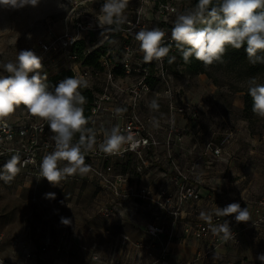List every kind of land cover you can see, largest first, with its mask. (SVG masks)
I'll return each instance as SVG.
<instances>
[{
  "label": "built area",
  "instance_id": "built-area-1",
  "mask_svg": "<svg viewBox=\"0 0 264 264\" xmlns=\"http://www.w3.org/2000/svg\"><path fill=\"white\" fill-rule=\"evenodd\" d=\"M131 2H138L140 9H144L135 16L136 23H143L144 27L150 21L151 12L157 10L154 28L165 31L164 44H171L169 54H175L177 50L171 40L173 24L163 16L164 11L171 15L175 8L170 9L166 0H128ZM97 23L95 18L92 28L91 24L80 22L74 32L42 41L38 55L43 65L40 72L54 70L55 76L65 72L83 77L88 86L80 89L82 95L92 94L88 123L73 138V143L79 142L81 136L86 144L93 140V148L84 150L85 163L90 169L86 174L77 173L63 180L87 183L94 188L93 206L104 221L103 234L112 238L114 244L106 260L96 244L90 260L84 264H261L257 256L264 253V156L260 158L262 172L230 182L234 188L244 185L238 194L213 186L218 183L207 187L209 178L198 171L201 159L181 167L175 152L179 134L183 130L200 132L201 127L195 122L201 108L186 104L176 110L190 113L194 124L187 128L164 125L160 110L164 97L159 89L163 81H167L166 57L145 63L142 51L135 49L131 41L117 54L119 51L111 48L116 35L130 36L131 31L121 27L123 22L105 25L102 29ZM98 33L103 34L101 45L91 41ZM96 51L100 53L99 68L84 65V59ZM133 75H138L139 79L131 81ZM166 95L172 98L171 93ZM153 101L157 108L150 107ZM86 105L87 102L83 105L84 111ZM117 109L122 111L117 113ZM113 127H118L125 137L133 134L134 141H139L138 147L133 151L126 143L119 153L102 151L105 132ZM52 135L47 122L30 113L16 123L0 121V170L12 156H18L20 171L15 176L44 180L39 176L40 163L44 155L54 150ZM236 141L239 142V138ZM263 142L264 137L261 144ZM198 145V142L192 143L193 148ZM206 147L223 164L240 159V155L229 150V145L222 148L209 142ZM252 151L254 153V149ZM65 163L60 161L58 166L63 167ZM207 165L210 169L211 163ZM234 202L248 209V222L237 223L234 215L215 214L217 207ZM138 219L142 221L141 226L137 224ZM225 220L231 228L227 239L223 233L214 231ZM126 223L140 229L144 237L134 239L124 232L115 236L117 228ZM2 240L0 236V243ZM69 241L64 233L58 244L51 235H46L39 250H34L29 239L23 237L14 238L13 244L26 260L45 261L53 250L57 258L51 264H67L60 261V256H69ZM192 245L196 246V251L191 258L184 259L176 253L179 246ZM0 264L10 263L0 259Z\"/></svg>",
  "mask_w": 264,
  "mask_h": 264
},
{
  "label": "rangeland",
  "instance_id": "rangeland-1",
  "mask_svg": "<svg viewBox=\"0 0 264 264\" xmlns=\"http://www.w3.org/2000/svg\"><path fill=\"white\" fill-rule=\"evenodd\" d=\"M103 2L104 0H40L36 7H0V65L16 62L20 50H32L38 56L42 41L52 36L74 32L80 22L91 24L93 28ZM166 2L170 9L175 8V12H170L171 15L166 11L163 15L172 24L177 15L195 6L192 0ZM140 8L138 2L127 4L123 13L126 19L121 27L130 30L131 34L116 35L111 44L112 50L118 52L127 41H131L135 49L141 51L135 34L141 29L154 28L158 12H151L152 15L148 17L150 21L144 27L143 23L137 24L135 21L136 12ZM102 36V33H98L91 41L101 45L104 41ZM119 53L120 51L117 54ZM173 56L175 60L170 63L169 59ZM166 60L167 81H163L159 89L164 97L160 106L163 124L187 128L194 124L190 113L182 114L176 110L184 108L186 104L201 108L195 122L201 127L200 132L183 130L179 134L180 142L175 152L180 166L185 168L193 160L201 159L198 165L199 173L206 179L218 178L224 165L217 155L207 149L209 142L222 148L229 145V150L237 155L247 159L253 157L260 161L264 156V142L261 144L264 137V118L244 111V91L249 89L251 79L240 78L224 69L216 68L210 70L211 78L206 75L191 76L174 54H169ZM40 74L42 77L46 76L47 81L55 76V71L49 70ZM0 75L9 73L0 67ZM138 79V75L131 76L133 82ZM167 92L172 94V98L166 97ZM27 114L26 107L20 105L6 120L16 123ZM237 138L239 142L236 141ZM253 141L258 144V149L251 153ZM194 142L199 143L197 148H193ZM207 162L211 163L210 169L207 168ZM251 171L262 172L260 162L252 167ZM47 193H55V198H46ZM93 199L94 188L91 185L73 180H62L58 186L50 184L46 179L33 180L18 175L7 182L0 180V236H3L0 243V259L10 264H51L57 258L51 255L53 250H50L45 261L26 260L14 249V238H27L33 249L39 250L46 235H51L58 244L64 233L71 241L68 242L70 254L68 257L60 256L61 262L84 264L90 260L96 244L101 247L98 249L100 255L105 257L111 243L109 237L103 234L104 221L97 214ZM61 218H68L70 224L64 225ZM137 221V224L142 222L141 219ZM123 231L134 238L140 237L141 233H136L137 230L130 223H126L122 228H117L115 236Z\"/></svg>",
  "mask_w": 264,
  "mask_h": 264
},
{
  "label": "clouds",
  "instance_id": "clouds-1",
  "mask_svg": "<svg viewBox=\"0 0 264 264\" xmlns=\"http://www.w3.org/2000/svg\"><path fill=\"white\" fill-rule=\"evenodd\" d=\"M39 3L40 0H0V7L22 9L26 6L36 7ZM127 4L128 0H104L96 17L97 25L102 29L105 25L122 23L126 19L123 13ZM165 36V31L158 27L141 29L135 34L145 63L162 61L169 55L172 45L164 44ZM171 40L185 62L194 58L207 67L221 62L229 47L239 50L246 45L244 50L249 62L264 64V0H197L193 9L176 16L171 28ZM174 60L173 56L169 62ZM0 67L9 73L0 75V121L23 105L31 116L46 121L53 134L51 139L55 147L41 160L40 178L58 186L67 176L86 174L90 166L85 163L84 150L93 148V140L86 144L81 136L79 142L73 143V138L88 123L83 108L87 100L80 91L88 86L87 81L73 75L50 89L44 82L46 76L40 74L43 67L41 57L28 49L18 51L16 62ZM30 73L33 74L30 76ZM248 94L252 99L253 113L264 118V84H258L252 78ZM150 107L157 108L158 105L153 101ZM116 111L119 113L122 110ZM105 137L100 147L106 153H119L126 143L133 151L139 145V141H134L133 134L125 137L118 127L106 131ZM60 161L66 162L63 167L58 166ZM18 163L19 157L12 156L0 170V180H12L20 171ZM45 195L46 198H55V193ZM215 214L224 217L234 215L237 223L248 222L250 218L248 209L236 202L223 208L217 207ZM69 221L68 218H61L64 225H69ZM214 231L223 233L225 239L231 236L227 220ZM257 259L264 264V253L258 254Z\"/></svg>",
  "mask_w": 264,
  "mask_h": 264
},
{
  "label": "trees",
  "instance_id": "trees-1",
  "mask_svg": "<svg viewBox=\"0 0 264 264\" xmlns=\"http://www.w3.org/2000/svg\"><path fill=\"white\" fill-rule=\"evenodd\" d=\"M194 5L197 3V0H192ZM80 45H83L80 43ZM107 45L104 47L106 49ZM173 47L176 49L175 44ZM246 47V45L244 46ZM244 47H242L239 50L232 49L229 47L224 54L221 62H215L210 66H205L202 62H199L195 60L194 58H190L189 62H185L180 54V52L177 50L174 54L177 58V60L180 62L182 66L185 67L186 71L191 76H197V75H206L208 77H212L210 70L213 68L224 69L228 73H232L237 75L238 77L242 78H255L256 82L258 84H264V64L256 63L253 64L249 62L246 56V52L244 50ZM99 58L100 53L98 51L94 52L92 56H88L84 59V65L99 68ZM118 74H123L121 71H118ZM72 76L71 74H67L65 72H61L57 74L56 76H52L49 78V80L45 81V83L49 86V88H53L56 84H58L59 80H63L66 77ZM244 111L245 113H253L252 111V99L248 94V89L244 91ZM86 97L87 105L84 111V115L87 118L89 109H90V103L92 101V94L90 92H85L83 94Z\"/></svg>",
  "mask_w": 264,
  "mask_h": 264
},
{
  "label": "crops",
  "instance_id": "crops-1",
  "mask_svg": "<svg viewBox=\"0 0 264 264\" xmlns=\"http://www.w3.org/2000/svg\"><path fill=\"white\" fill-rule=\"evenodd\" d=\"M251 146H252V150L258 149V144L255 141H253ZM255 146H257V147H255ZM252 152L253 151H251V153ZM258 162H260V161L256 158L250 157V159H247L245 157L240 156V159H238L237 162H232L231 164H223L224 168H223L222 172L218 175L219 177L218 178H209L207 187H209L211 184L213 185L215 183H218L219 185H213V186L216 188H225L228 190H232L233 192H235L234 194H238V192L244 188V185L242 184L241 186L234 188L231 186L230 182L237 181L240 178L245 177V176L251 177L254 174L251 171L252 167H254L256 164H258ZM249 165H250V167H248ZM223 172L226 173L225 176H224ZM134 229L137 230L136 233H140V231H141L140 229H137L135 227H134ZM123 232L127 233L125 231H123ZM143 237L144 236L142 233H140V237H138V238H134L132 236V238H134V239H140V238L142 239ZM109 241H110L111 245L109 247V250H108L106 256L104 257L105 260L108 258L110 249L112 248V246L114 244V241L112 238H109ZM195 251H196L195 245L188 246V247L179 246L176 253H178V256H180L181 258L188 259V258H191L193 256ZM51 255L55 256L54 253H51Z\"/></svg>",
  "mask_w": 264,
  "mask_h": 264
}]
</instances>
